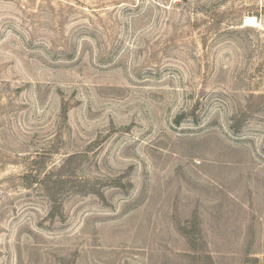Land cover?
<instances>
[{"label":"rangeland","instance_id":"obj_1","mask_svg":"<svg viewBox=\"0 0 264 264\" xmlns=\"http://www.w3.org/2000/svg\"><path fill=\"white\" fill-rule=\"evenodd\" d=\"M0 264H264V0H0Z\"/></svg>","mask_w":264,"mask_h":264},{"label":"bare ground","instance_id":"obj_2","mask_svg":"<svg viewBox=\"0 0 264 264\" xmlns=\"http://www.w3.org/2000/svg\"><path fill=\"white\" fill-rule=\"evenodd\" d=\"M257 23V19H256V16H251V15H248L246 16V24L250 25V24H256Z\"/></svg>","mask_w":264,"mask_h":264}]
</instances>
